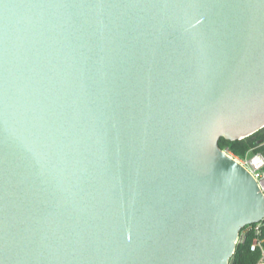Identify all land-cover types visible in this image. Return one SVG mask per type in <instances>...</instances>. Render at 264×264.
<instances>
[{"label": "water", "instance_id": "95a60500", "mask_svg": "<svg viewBox=\"0 0 264 264\" xmlns=\"http://www.w3.org/2000/svg\"><path fill=\"white\" fill-rule=\"evenodd\" d=\"M262 127L264 0H0V264H229Z\"/></svg>", "mask_w": 264, "mask_h": 264}, {"label": "trees", "instance_id": "16d2710c", "mask_svg": "<svg viewBox=\"0 0 264 264\" xmlns=\"http://www.w3.org/2000/svg\"><path fill=\"white\" fill-rule=\"evenodd\" d=\"M221 147L228 146L235 154L246 156L261 152L264 154V127L241 139H227L222 136L219 139ZM260 238L264 246V224L261 226ZM254 233L250 232L243 241L237 243L235 252L229 260V264H254L260 256V249L251 250Z\"/></svg>", "mask_w": 264, "mask_h": 264}, {"label": "built area", "instance_id": "2783aa9c", "mask_svg": "<svg viewBox=\"0 0 264 264\" xmlns=\"http://www.w3.org/2000/svg\"><path fill=\"white\" fill-rule=\"evenodd\" d=\"M222 149L230 156L234 157L240 163L248 168L252 175L257 180L260 190L264 195V154L256 152L253 154H247L246 156H240L235 154L228 146L222 147ZM264 224V218L257 223H251L245 225L239 234L238 242L243 241L248 233L253 232L254 238L251 243V250L260 249V256L254 264H264V246L263 239L260 238L261 226ZM237 242V243H238Z\"/></svg>", "mask_w": 264, "mask_h": 264}]
</instances>
